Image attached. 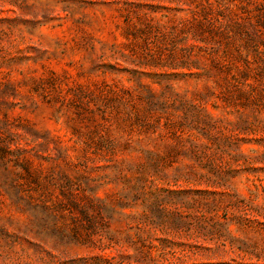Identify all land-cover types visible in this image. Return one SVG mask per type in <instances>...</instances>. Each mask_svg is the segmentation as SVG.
Segmentation results:
<instances>
[{
	"label": "rangeland",
	"instance_id": "1",
	"mask_svg": "<svg viewBox=\"0 0 264 264\" xmlns=\"http://www.w3.org/2000/svg\"><path fill=\"white\" fill-rule=\"evenodd\" d=\"M0 264H264V0H0Z\"/></svg>",
	"mask_w": 264,
	"mask_h": 264
}]
</instances>
